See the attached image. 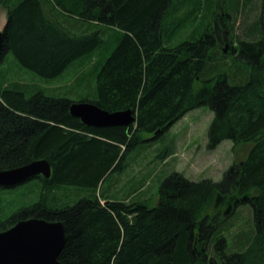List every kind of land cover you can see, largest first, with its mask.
Here are the masks:
<instances>
[{
  "label": "trees",
  "instance_id": "obj_1",
  "mask_svg": "<svg viewBox=\"0 0 264 264\" xmlns=\"http://www.w3.org/2000/svg\"><path fill=\"white\" fill-rule=\"evenodd\" d=\"M171 2L0 0L7 9L0 65L11 53L46 79L105 49V34L113 30L115 43L95 71L96 97L81 101L109 112L132 109L136 116L128 126H87L71 114L76 101L69 97L19 81L0 84V170L43 158L52 166L50 178L34 177L38 201L0 219V231L33 217L63 221L62 264H264V5L260 39L238 44L250 65L248 77L232 84L225 74L203 76L221 45L212 24L192 40L173 44L166 38ZM215 17L233 25L230 14ZM202 106L214 112L209 149L224 140L252 143L221 180L194 181L174 172L162 181L156 204L149 196L114 199L98 191L102 180L124 169L143 133L163 136ZM230 196L236 200L228 217L241 204L253 208V230L236 251L216 209Z\"/></svg>",
  "mask_w": 264,
  "mask_h": 264
},
{
  "label": "rangeland",
  "instance_id": "obj_2",
  "mask_svg": "<svg viewBox=\"0 0 264 264\" xmlns=\"http://www.w3.org/2000/svg\"><path fill=\"white\" fill-rule=\"evenodd\" d=\"M263 5L264 0H172L164 21L165 36L177 44L198 37L212 24L218 30L221 45L216 51L218 54L208 59L203 76L212 78L225 74L230 83L242 84L248 77L250 65L240 57L238 44L241 40L260 39ZM226 13L234 17L233 25H230V20L215 17H226ZM6 22L7 9L1 7L0 31ZM104 38L105 49L101 47L77 59L63 74L53 79L37 75L8 53L0 65V84L19 81L41 87L49 95L69 97L76 102L84 98L94 99L95 71L108 56L116 35L110 30ZM228 45L236 47L235 50ZM226 46L228 54L223 53ZM195 87H200V83L197 82ZM213 118L214 112L202 106L189 111L163 136L155 138L152 133H143V143L129 153L124 169L102 180L98 191L114 199L149 196L151 204H156L162 181L174 172L194 181L207 178L221 180L229 167L243 161L252 143L235 144L233 140H224L216 149H209L208 133ZM39 183L33 178L12 188L0 186V219L6 220L19 209L38 201L41 193ZM69 191L75 192V189ZM234 200L236 197L230 196L216 206L221 210L217 218L224 220L223 226H230L223 234L231 251H236L243 244L241 237H249L254 227L253 208L249 203L239 205L231 216H227Z\"/></svg>",
  "mask_w": 264,
  "mask_h": 264
},
{
  "label": "water",
  "instance_id": "obj_3",
  "mask_svg": "<svg viewBox=\"0 0 264 264\" xmlns=\"http://www.w3.org/2000/svg\"><path fill=\"white\" fill-rule=\"evenodd\" d=\"M3 30L0 31V53ZM229 46V45H228ZM226 46L223 52H227ZM74 117L92 127L128 126L136 122L132 109L109 112L88 101L74 102L70 107ZM38 175L50 178V162L36 159L30 163L0 170V186L12 188ZM67 242V230L61 220L50 221L33 217L0 231V264H62L59 255Z\"/></svg>",
  "mask_w": 264,
  "mask_h": 264
}]
</instances>
